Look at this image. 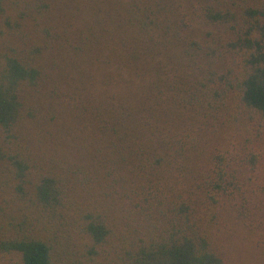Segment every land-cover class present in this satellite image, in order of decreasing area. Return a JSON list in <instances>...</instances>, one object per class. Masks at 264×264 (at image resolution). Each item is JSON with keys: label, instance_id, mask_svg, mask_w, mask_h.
<instances>
[{"label": "trees", "instance_id": "obj_1", "mask_svg": "<svg viewBox=\"0 0 264 264\" xmlns=\"http://www.w3.org/2000/svg\"><path fill=\"white\" fill-rule=\"evenodd\" d=\"M183 10L0 0L1 254L226 264L231 239L264 236L245 197L264 134V1L200 0L202 29Z\"/></svg>", "mask_w": 264, "mask_h": 264}, {"label": "rangeland", "instance_id": "obj_2", "mask_svg": "<svg viewBox=\"0 0 264 264\" xmlns=\"http://www.w3.org/2000/svg\"><path fill=\"white\" fill-rule=\"evenodd\" d=\"M183 5L184 12L188 18H192V26L194 29H202L203 25L194 20L197 16L193 15L195 7L198 6L200 0H176ZM264 1V0H262ZM254 134V133H253ZM253 144L251 148L256 156L257 164L253 173L250 175V182L246 187L245 197L249 201L258 202V207L264 209V134L257 139L252 136ZM3 191L0 192V223L3 221L4 226L6 220L5 208L10 205L9 198L2 200ZM253 223V222H252ZM262 233V232H259ZM264 236L260 234L242 233L240 237L231 239L229 243L231 247L228 249V257L226 264H264ZM0 264H21L20 256L16 253L1 254Z\"/></svg>", "mask_w": 264, "mask_h": 264}]
</instances>
